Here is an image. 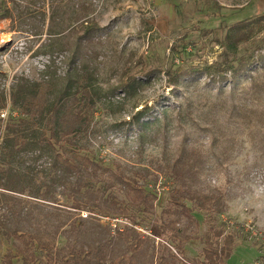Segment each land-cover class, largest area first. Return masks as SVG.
<instances>
[{"label": "rangeland", "instance_id": "374dc122", "mask_svg": "<svg viewBox=\"0 0 264 264\" xmlns=\"http://www.w3.org/2000/svg\"><path fill=\"white\" fill-rule=\"evenodd\" d=\"M27 1L31 11L44 13L45 23L53 16L67 29L75 25L87 6L90 17L101 27L94 36L90 63L97 66V85L107 100L95 113L89 135L69 149L108 169L89 178V190L115 196L125 205L127 214L100 211L90 195L83 194L84 187L79 193L69 187L46 189L44 181L50 180L53 158L35 149L20 156L25 160L19 166L27 181L24 194L0 189V204L8 205L0 206V229L9 233L20 228L49 235L55 241L56 253L50 264H58L71 245H95L93 239L99 231L112 235L114 243L109 240V249L113 257L125 250L133 252L129 249L136 242L133 235H114L115 226L129 225L144 239L134 252L135 264H158L166 244L176 256L174 264H181L182 260L201 261L205 233L224 227V235L237 228L239 235L224 264H264V15L238 25L237 17L230 13L250 0ZM57 26L58 22L54 30ZM233 27L239 54L261 55V62L249 64V70L235 79L211 86L199 67L222 60L225 35L232 33ZM49 39L45 30L33 36L26 26L9 18L0 19V95L5 97L6 107L0 114V143L13 77L39 76L51 61L42 54L51 50ZM184 45L185 52L172 56V47L181 49ZM62 59V53L53 57L56 73L63 69ZM177 67L195 69L191 75L182 76L186 87L175 91L178 101L171 94L165 74ZM147 70L150 72L145 75ZM131 74L137 75L138 83L129 93L111 92L118 81ZM232 105L242 107L239 114L231 109ZM144 106L158 118V108H166L165 122L142 130L122 125ZM181 144L194 151L189 158V185L198 193L219 194L225 206L220 214L197 209L182 196L180 184L164 174ZM118 169L139 177L146 191L156 195L151 211H140L126 203L124 186L116 178ZM31 189H38L39 195L31 196ZM45 189L47 192L40 194ZM52 196L54 199H50ZM75 200L81 205L78 210L72 206ZM174 201L186 207L176 238L159 227L161 211ZM9 250L14 254L11 263L21 264L15 247L0 232V264H5Z\"/></svg>", "mask_w": 264, "mask_h": 264}, {"label": "trees", "instance_id": "16d2710c", "mask_svg": "<svg viewBox=\"0 0 264 264\" xmlns=\"http://www.w3.org/2000/svg\"><path fill=\"white\" fill-rule=\"evenodd\" d=\"M27 3V0H0V19L9 18L19 25L26 26L33 36H37L45 30L47 36L50 37L48 46L51 50L42 54L49 56L51 61L38 77L30 78L24 75L13 77L9 88V113L5 115L7 122L4 125V137L0 143V189L24 194L27 181L23 179L19 166L25 160L20 156L28 155L35 149L41 150L43 153L46 152L47 158H53L50 180L44 181L46 189L50 190L54 186L69 187L73 192L79 193L80 189L84 187L83 194L88 193L93 200V205L100 211L107 212L111 209L114 213L126 215L127 208L120 204L115 196L98 194V189L96 193L89 190L91 186L89 178L96 176L99 170L104 173L108 169L101 168L100 163L92 161L84 155L80 156L73 153L69 149L78 146L80 140L89 135L95 113L107 100V95L102 94L97 85V66L92 61L90 63V54L91 51H94V36L101 30V27L94 18L90 17L87 6L84 7L86 12L78 16L75 25L67 29L63 26L62 21L55 20L53 16H50L45 23L44 13L31 11ZM231 14L237 17L238 25L245 24L255 16L257 18L259 14L264 15V0H250ZM223 16L220 15L219 17ZM56 22H58V29L54 30ZM235 29L236 27H233L232 33L228 31L225 35V44L221 52L222 60H216L211 64L199 67L211 86L219 85L228 78L235 79L244 71L249 70V64L261 62V55L246 57L239 54L234 38ZM68 31L69 34L67 35L66 32ZM185 44L187 43L185 42ZM185 51L186 45L182 46L181 49L172 47V56L177 57ZM60 53L64 57L61 63L63 69L60 73H56L53 57ZM149 72L150 70L144 71V74L147 75ZM194 72L195 69L193 68L182 69L178 67L165 71L168 77L166 82L171 87V94L177 101L175 91L183 86L186 87V81H181L182 76L191 75ZM139 73L142 74L143 72L140 71ZM136 76L131 74L118 81L111 88V92L119 90L123 94L129 93L133 84L138 83ZM4 103L5 97L0 95V114L6 108ZM158 109L160 110L159 118L150 112V107L144 106L132 114L128 121L122 125L142 130L165 122L168 110L163 107ZM231 109L239 114L242 107L232 105ZM186 112L188 115L191 114L189 109H186ZM17 115L18 117H16ZM178 121L181 123L180 117ZM207 128L211 130L210 126ZM58 148L62 151L59 152ZM178 152L173 161L167 164L169 171L164 174L180 184L182 196L197 209L210 213V215L223 212L225 206L219 194L198 193L191 188L187 181L192 175L189 158L194 156V151H188L181 144ZM15 164L18 166L15 167ZM135 173L138 175L139 172ZM116 178L124 186L127 204L140 211L148 212L153 209L156 195L146 191L143 184L140 183L139 177L127 175L123 170L118 169ZM46 189L40 194L46 193ZM30 194L36 196L39 195V191L38 189H31ZM50 199H54V197L52 196ZM172 203V206L161 211L162 220L159 227L162 232L171 231L172 236L176 238L180 232L178 225L181 221L182 211H185L186 207L176 201ZM2 204L8 207L6 202ZM72 206L77 210L81 208L80 203L76 200ZM212 221L214 220L212 219ZM1 224L4 223L1 222ZM96 225L98 226V224ZM114 228V235H133L136 242L129 246V249L134 250L133 252L129 253L130 251L125 250L113 257L111 248L109 249V246L111 247L109 240L112 245L114 243L112 235L109 231H99V235L95 236V240L93 239L96 242L95 245H71L66 254L60 257L58 264H135L134 252L144 239H140L134 231L135 228L129 225L122 228L115 226ZM0 232L15 247L20 255L21 264H46V262L50 264L54 254H56L53 252L55 248L54 239L44 233L22 231L20 228L11 229L9 233L0 229ZM223 233H225L224 227L214 229L212 234L205 233L206 246L203 249L201 261L190 263L182 260L181 264H224L234 248L239 231L234 228L229 233L224 235ZM213 237L215 240L212 239ZM220 237H223L221 241L219 240ZM163 246L162 250H164L165 255L160 256L158 264H174L176 256L169 250L171 245ZM13 257L12 251H7L4 256L5 264H12Z\"/></svg>", "mask_w": 264, "mask_h": 264}, {"label": "built area", "instance_id": "2783aa9c", "mask_svg": "<svg viewBox=\"0 0 264 264\" xmlns=\"http://www.w3.org/2000/svg\"><path fill=\"white\" fill-rule=\"evenodd\" d=\"M3 115V114H2Z\"/></svg>", "mask_w": 264, "mask_h": 264}]
</instances>
